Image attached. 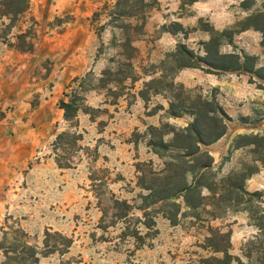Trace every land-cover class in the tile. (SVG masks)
I'll return each instance as SVG.
<instances>
[{"label":"rangeland","instance_id":"374dc122","mask_svg":"<svg viewBox=\"0 0 264 264\" xmlns=\"http://www.w3.org/2000/svg\"><path fill=\"white\" fill-rule=\"evenodd\" d=\"M116 2L30 0L14 27L0 17V180L10 173L25 188L20 196H3L0 204V264H21L26 244L36 248L38 264H202L222 257L208 246L212 230L230 233L229 254L236 259L264 264V190L249 191V179L243 181V175L264 167V143L257 141L264 140V81L199 60L214 35L236 31L239 21L264 10V0H145L147 6L135 7L139 16L119 21L112 15ZM124 23L132 26L128 34L119 28ZM29 29L35 50L23 53L15 47L17 36ZM127 38L135 50L125 46ZM220 40L210 48L212 55L254 56L256 67H264L260 32L234 33L231 44ZM180 45L197 66L180 68L173 57ZM75 77L79 80L67 89ZM72 90L82 109L68 122L59 101H68L64 93ZM218 107L222 113L213 115ZM196 120L204 135L224 125L226 134L205 148L214 165L203 182L210 190L203 189L202 206L190 210L177 200L181 211L173 225L166 216L176 210L145 200L149 191L139 181L142 174L149 181L150 171L165 169L175 149L166 153L151 143L171 144L174 133ZM110 123L107 133H118L117 139L99 136ZM62 133L82 138L76 144L58 141ZM40 138L45 148L35 149L31 158L17 152ZM48 156L52 169L41 165ZM230 176L259 196L228 195ZM57 187L62 195L52 193ZM115 199L130 204L127 218L114 217L123 213ZM150 221L151 230L145 225ZM246 223L260 232L233 246V230ZM135 231L143 236L140 244ZM59 234L73 240L70 248ZM48 251L53 253L45 256Z\"/></svg>","mask_w":264,"mask_h":264},{"label":"trees","instance_id":"16d2710c","mask_svg":"<svg viewBox=\"0 0 264 264\" xmlns=\"http://www.w3.org/2000/svg\"><path fill=\"white\" fill-rule=\"evenodd\" d=\"M198 0H188L189 3L197 2ZM138 4H148L145 0H117L115 6L113 7L114 12L112 15L116 18V21L123 20L125 18H134L139 16L135 7ZM247 2L243 1L242 6L245 9ZM30 7V0H0V17L7 18L11 21L10 26L14 27V23L19 19L20 16L25 14ZM125 10H122L124 9ZM97 13L94 14L96 18ZM125 24V23H124ZM119 28L126 31L128 34L132 29L130 24H125L119 26ZM254 29L262 34L264 42V10L257 13H253L247 16L245 19L237 23V30L230 31L229 35L225 33H219V35H214L207 45V55L204 59H199L211 69L222 71V72H235L244 71L256 75L260 80L264 81V67L257 68V57L245 55L244 60L237 54L229 53L222 54L219 51L216 54L210 53V48L219 47L221 45V39L223 37L227 39L228 43H232V38L234 33H241L248 30ZM35 34L31 29L20 33L17 36L16 49L23 53H31L35 50L34 44ZM135 50L131 46V39L127 38L126 45ZM173 57L176 61L181 62L180 68L182 67H195L197 66L193 63V54L184 46L180 45L179 50ZM210 69V70H211ZM79 77H75L67 89L72 88V83H76ZM78 93L72 90L71 94L64 93L66 99H61L59 101V107L64 110L65 120L68 122H73L77 120L78 112L82 109L78 102ZM218 110V111H217ZM217 110H212L211 113L217 114L222 113L221 109L218 107ZM174 116L179 117L177 113H173ZM226 134V127L222 128L218 133H211L209 135H204L203 128L200 121L196 120L189 127L177 131L174 133L173 140L171 144L160 141V143H151L152 146L158 147L166 153H169L172 149L173 151L167 155L170 158L165 165V169L160 172L150 171L149 181L148 177L144 174L140 177L139 184L143 189L149 191V194L145 197V200H153L154 203H169L168 207L174 208L176 211L172 215L166 216L173 225L178 224L177 216L181 211V205L177 202L179 199H183L186 207L190 210H196L200 208L203 204V200L206 198L203 196V189L207 188L203 182L208 180V175L213 172L214 158L210 155V152L205 149L211 144L217 142ZM81 135L62 133L58 136V141L64 139L70 140L71 144H76L78 140H81ZM255 138H259L255 136ZM264 143L263 139H259ZM254 144V143H252ZM166 156V155H162ZM60 165V164H59ZM62 168L63 165H60ZM140 165L138 170L141 172ZM259 169L251 171L248 175H243V181H246L254 174L258 173ZM209 175V177L211 176ZM235 180L237 178L229 177L230 191L228 195H233L234 192L238 191L241 194L249 197H258L259 193H250L244 189V186H240ZM210 190V189H209ZM212 192H216V189H211ZM115 208L123 211L121 214H116L114 217L116 219H124L128 217V212L131 210V206L127 201H121L115 199ZM146 227L151 230L155 226L153 221L145 223ZM211 237L208 238V246L211 247L215 253L221 254L222 257H211L203 259L202 264H232L234 260H237L239 264H244L240 259H236L229 254L230 248V233H222L220 230H212ZM49 236V233L46 234ZM136 238L137 242H143V236L140 235L139 231H135L132 234ZM59 239L64 242V246L70 248L73 244V240L59 234ZM53 253V251H48L45 256ZM10 254V253H8ZM22 262L21 264H38L39 254L36 248L31 247L26 244L23 251L20 253ZM13 259V258H11ZM14 260V259H13Z\"/></svg>","mask_w":264,"mask_h":264},{"label":"crops","instance_id":"0c3cea01","mask_svg":"<svg viewBox=\"0 0 264 264\" xmlns=\"http://www.w3.org/2000/svg\"><path fill=\"white\" fill-rule=\"evenodd\" d=\"M150 120H151L150 122H153L152 119H150ZM95 124L96 123H94V125ZM111 124L112 123H110L106 127L105 133H103V134H101L99 136H105L108 139H110V138L117 139L118 138V133H116V134L115 133H107L110 130V128H111L110 127ZM41 134H42L41 136L43 138H45V139L49 137V133H41ZM99 136L97 138H100ZM43 141H42V138H40L38 142H30L29 141L27 143L21 144L19 146L20 150L17 151V152L21 153V154H24L23 157H26V155L30 154V158H31L32 155L35 154V152H34L35 149H38L39 147H44L45 148V145H44L45 142H43ZM104 147H106V145L103 144V146L100 148V150L102 151L104 149ZM52 161H53L52 158H50L48 156L47 158H45L43 160V163L41 165L49 166L52 169L53 168V165L51 163ZM39 169H43V167L39 166ZM16 173L17 172L15 171L14 174H16ZM9 175H10V173L5 178V180L4 179L0 180V194H2V193L4 194V195H1L2 198L0 197V204L1 205L3 204V202H1L2 199L4 198L3 196H6L8 198L12 197V196H15V197L16 196H20L21 194H23V191L25 190V188H21L20 189L19 188L20 186L18 187V184H17L18 181H16L17 178L15 176H14V178H12V177L10 178ZM59 186H60V184H59ZM15 187L19 188L18 193H17ZM247 189L249 191H261V190H264V167L260 168V170H259V172L257 174H255L251 178H249V180L247 181ZM51 191H52V193L55 196L62 195V191H61L60 187H57V189H55V190L53 189ZM1 209H3V208H1ZM241 222L244 223L245 221H241ZM258 232H260L259 228L257 226H254L251 223H246L243 226H237V227H235V229L232 232L231 242H232L233 246L237 247L238 244H240V240H242V239L244 240L245 236L248 237V236L253 235V234H258Z\"/></svg>","mask_w":264,"mask_h":264}]
</instances>
